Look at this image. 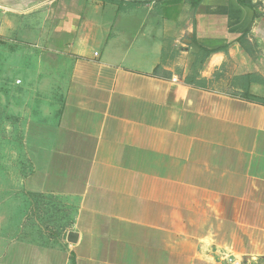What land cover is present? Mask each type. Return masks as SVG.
Returning a JSON list of instances; mask_svg holds the SVG:
<instances>
[{"label": "crops", "instance_id": "1", "mask_svg": "<svg viewBox=\"0 0 264 264\" xmlns=\"http://www.w3.org/2000/svg\"><path fill=\"white\" fill-rule=\"evenodd\" d=\"M246 1L0 0L25 197L66 211L63 234L32 233L4 194L0 264H216L264 226V106L240 98L264 80V9Z\"/></svg>", "mask_w": 264, "mask_h": 264}, {"label": "rangeland", "instance_id": "2", "mask_svg": "<svg viewBox=\"0 0 264 264\" xmlns=\"http://www.w3.org/2000/svg\"><path fill=\"white\" fill-rule=\"evenodd\" d=\"M250 1H255L254 5L264 9V0ZM20 65L18 57L10 58L5 66V72L8 76L5 80H0V87L4 86L10 92L18 89L15 81L16 79L23 81L24 75ZM0 71H2V66H0ZM2 102L3 100L0 98V205L5 201L6 203L9 202L8 204H11L12 208H15L11 210L12 219L18 220L19 213H21L22 218L26 215V219L32 221V233L43 231L48 234L61 235L66 227L61 225V220L57 223L54 217L64 218L63 216L66 214L64 206L50 196L29 194L27 198L25 197V189L21 183L25 177L32 173L33 167L31 163L25 162L20 155L21 148L18 144L20 118L10 116L2 110ZM16 106H13L12 109L17 114L19 107ZM7 130L10 134L11 143L10 147L3 148L4 139L8 137ZM4 194L6 199L3 201ZM261 199L264 203V195L261 196ZM252 217H254L253 212ZM252 222H255L254 224L263 222L264 224V210L261 212L260 222L258 217L252 218ZM18 229L17 226L14 231L15 235L18 234ZM235 234L233 244L235 252L229 253L227 258H233L241 264H264V226L257 225L244 228V230L236 227ZM226 259L217 260L216 264H230Z\"/></svg>", "mask_w": 264, "mask_h": 264}, {"label": "trees", "instance_id": "3", "mask_svg": "<svg viewBox=\"0 0 264 264\" xmlns=\"http://www.w3.org/2000/svg\"><path fill=\"white\" fill-rule=\"evenodd\" d=\"M244 4L249 6V7H252V4H251L250 0L244 2ZM254 17H257V16L254 15ZM238 43L245 51L248 50L247 42L244 40V37L243 38H239L238 39ZM222 49H225V48H220V50H222ZM210 53L211 52H207L206 54L209 55ZM241 79H244L245 84H244V92L242 94H240V98H242L243 100H246L248 102H252V103H256V104H260V105L264 106V99L256 97V96H253L248 91V87H249V85L251 83H254L255 81H258L260 83H264V80L256 79L253 76H245V77H243Z\"/></svg>", "mask_w": 264, "mask_h": 264}, {"label": "water", "instance_id": "4", "mask_svg": "<svg viewBox=\"0 0 264 264\" xmlns=\"http://www.w3.org/2000/svg\"><path fill=\"white\" fill-rule=\"evenodd\" d=\"M78 240V233L70 231L67 233L66 242L68 244H76Z\"/></svg>", "mask_w": 264, "mask_h": 264}, {"label": "built area", "instance_id": "5", "mask_svg": "<svg viewBox=\"0 0 264 264\" xmlns=\"http://www.w3.org/2000/svg\"><path fill=\"white\" fill-rule=\"evenodd\" d=\"M173 81H176L175 79H173ZM227 256H224V259H226ZM230 264H241L240 262L238 261H235L233 258H227L226 259Z\"/></svg>", "mask_w": 264, "mask_h": 264}]
</instances>
